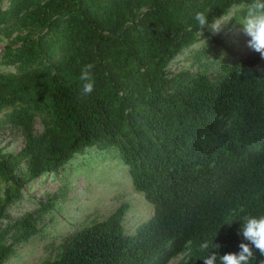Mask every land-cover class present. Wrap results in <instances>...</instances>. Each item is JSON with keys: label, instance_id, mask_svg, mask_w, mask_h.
I'll use <instances>...</instances> for the list:
<instances>
[{"label": "trees", "instance_id": "16d2710c", "mask_svg": "<svg viewBox=\"0 0 264 264\" xmlns=\"http://www.w3.org/2000/svg\"><path fill=\"white\" fill-rule=\"evenodd\" d=\"M249 2L0 0V66L15 68L0 70V115L24 137L18 152L0 151V264L55 200L5 222L25 186L95 148L118 153L152 215L128 234L123 203L43 264H169L180 255L178 264H204L210 251H239L243 217L264 214L263 57L252 50L215 74L200 52L195 69L170 65L210 35L198 11L211 22L235 10L230 26L241 27ZM87 63L95 90L83 95Z\"/></svg>", "mask_w": 264, "mask_h": 264}, {"label": "rangeland", "instance_id": "374dc122", "mask_svg": "<svg viewBox=\"0 0 264 264\" xmlns=\"http://www.w3.org/2000/svg\"><path fill=\"white\" fill-rule=\"evenodd\" d=\"M3 8L10 0H1ZM231 10L228 20L218 33L211 31L192 47L179 54L171 63L174 71L193 66L195 53L208 54L204 65L215 74L237 57L252 51L248 47V37L241 27H231ZM7 39L0 35V51L4 50ZM264 72V57L259 65ZM14 67L0 66V70H14ZM38 131L43 130L42 123H36ZM24 143V137L17 128H13L0 115V151L18 152ZM46 211L40 210L43 204L51 202ZM127 203L129 210L125 216L126 232L133 234L143 221L153 212V205L144 194L138 191L131 180L128 166L118 153L111 149L87 150L77 153L56 173H49L28 183L24 196L9 209L11 219L15 220L29 211L39 209L36 220V232L27 240L17 243L16 252L6 264H43L54 259L60 252L63 241L79 228L108 217L121 204ZM180 255L169 264H178Z\"/></svg>", "mask_w": 264, "mask_h": 264}, {"label": "clouds", "instance_id": "9594fccd", "mask_svg": "<svg viewBox=\"0 0 264 264\" xmlns=\"http://www.w3.org/2000/svg\"><path fill=\"white\" fill-rule=\"evenodd\" d=\"M243 11V31L250 37L248 47L264 57V0H250ZM195 21L199 28L204 31L209 28L213 33L222 30V26L229 21L221 18L209 21V17L205 11H198L195 14ZM95 65L87 63L82 66L80 71V81L82 82L81 91L83 95L91 94L95 90L94 79ZM241 234L244 241L239 244V251L228 252L217 257V252L210 251L203 257L204 264H250L254 255L258 252L260 256H264V214L246 215L242 219ZM229 225L232 222H226ZM220 245L214 243L213 249H219ZM201 251L209 249L207 241L200 245Z\"/></svg>", "mask_w": 264, "mask_h": 264}]
</instances>
